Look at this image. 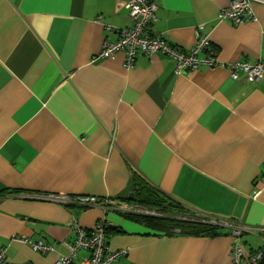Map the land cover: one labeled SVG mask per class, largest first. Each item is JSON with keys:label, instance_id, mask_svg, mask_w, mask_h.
<instances>
[{"label": "crops", "instance_id": "0c3cea01", "mask_svg": "<svg viewBox=\"0 0 264 264\" xmlns=\"http://www.w3.org/2000/svg\"><path fill=\"white\" fill-rule=\"evenodd\" d=\"M128 1L0 0V250L11 263L55 264L70 254L74 221L93 230L105 220L110 250L129 251L114 264H233L229 229L167 235L133 218L148 215L68 202L139 206L127 200L135 173L196 215L264 227V81L222 66L264 62V5L236 26L219 18L232 0H152L153 35L189 52L203 25L219 64L178 74L164 54H140L132 68L123 53L99 57L134 26ZM241 241L248 254L262 246L255 232Z\"/></svg>", "mask_w": 264, "mask_h": 264}, {"label": "built area", "instance_id": "2783aa9c", "mask_svg": "<svg viewBox=\"0 0 264 264\" xmlns=\"http://www.w3.org/2000/svg\"><path fill=\"white\" fill-rule=\"evenodd\" d=\"M259 3L264 5V0H232L230 5L222 9L219 13V18L228 20L233 25H242L248 19H253L252 4ZM126 8L129 10L130 17L134 20V26L119 31V39L117 41L105 40L102 51L99 54L100 58L108 59L114 57L118 53L125 55V65L127 68H132L135 65L136 58L140 54L152 56L156 54H164L169 56L175 64V69L178 74L188 71H194L202 66L215 67L218 62L215 58V52L210 50V42L208 38L200 35V31L204 29L201 25L197 31L196 46L189 52H184L173 46L162 37H157L152 34L151 26L158 19V6L152 0H129L126 3ZM205 58H200V52H207ZM226 66L232 79L236 81H244L256 83L264 81V62L259 61L251 63L247 60L237 61ZM259 192L256 193V196ZM71 204L81 207L102 206L107 208L113 204L117 208L135 212L138 214L161 216L155 210H150L141 206H133L131 204L120 203L114 204L110 200H100L95 197H76L68 201ZM198 219L188 217L182 218L186 221L206 222L211 225L229 229L235 238L233 246V264H264V227L250 228L244 225H237L231 222L217 220L213 218H205L197 215ZM110 227L105 220L100 221L93 230H85L81 225L74 221L73 230L75 231V240L71 244H67L70 254L60 256L55 264H76V259L79 251H87L89 255L83 259L81 264H114L125 258L129 251L128 249L110 250L106 242V231ZM246 232H255L262 240V246L252 254L246 253L244 245L241 241L242 236ZM23 243L29 244L36 252L48 253L54 252L56 249L53 245L46 243L43 240L31 241L27 238H22ZM0 264H14L8 261L6 249L0 250ZM31 264V263H26Z\"/></svg>", "mask_w": 264, "mask_h": 264}, {"label": "trees", "instance_id": "16d2710c", "mask_svg": "<svg viewBox=\"0 0 264 264\" xmlns=\"http://www.w3.org/2000/svg\"><path fill=\"white\" fill-rule=\"evenodd\" d=\"M130 202L155 210L161 216H134L133 218L148 227L161 231L167 235H173L174 230L185 236L216 237L224 234L223 228L206 222L186 221L182 218L188 217L198 219L197 215L190 212L180 204L170 200L163 193L135 173L134 197L128 198ZM111 226L107 229L108 233Z\"/></svg>", "mask_w": 264, "mask_h": 264}, {"label": "rangeland", "instance_id": "374dc122", "mask_svg": "<svg viewBox=\"0 0 264 264\" xmlns=\"http://www.w3.org/2000/svg\"><path fill=\"white\" fill-rule=\"evenodd\" d=\"M248 237V235H246L245 237H244V239H246Z\"/></svg>", "mask_w": 264, "mask_h": 264}]
</instances>
